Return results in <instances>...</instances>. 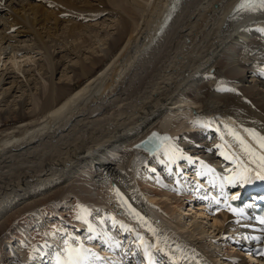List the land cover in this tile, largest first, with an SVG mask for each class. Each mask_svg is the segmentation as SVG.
<instances>
[{
  "label": "bare ground",
  "instance_id": "1",
  "mask_svg": "<svg viewBox=\"0 0 264 264\" xmlns=\"http://www.w3.org/2000/svg\"><path fill=\"white\" fill-rule=\"evenodd\" d=\"M238 1L0 0V124L21 122L0 132V229L43 201L85 207L30 258L26 241L5 243V264L119 261L100 258L96 241L131 249L129 232L160 244L123 222L159 207L175 241L207 245L225 217L208 222L199 207L181 214L175 193L208 186L211 163L229 156L246 173L264 163L244 137L264 139V9L239 10ZM83 79L59 102L67 83ZM152 130L169 138L146 158L132 145Z\"/></svg>",
  "mask_w": 264,
  "mask_h": 264
},
{
  "label": "rangeland",
  "instance_id": "2",
  "mask_svg": "<svg viewBox=\"0 0 264 264\" xmlns=\"http://www.w3.org/2000/svg\"><path fill=\"white\" fill-rule=\"evenodd\" d=\"M57 47L58 45L56 46V48ZM37 59L41 60L40 56L34 57L33 60L35 61V63L38 61ZM72 59L73 57L67 60V63H69V61ZM105 63H106V60L102 61L100 64H97L96 68L89 76L95 75L104 66ZM29 64L22 65V68L29 69ZM33 65H34V62L33 64L32 63L30 64L31 67ZM7 67L10 69L12 65L10 66L9 64ZM11 70L12 68L10 69V71ZM14 74L21 76L16 71L14 72ZM85 81L86 80L83 79V80H80L76 84L67 83L65 85L66 86L65 90H63L64 91L63 96L61 100L59 99L60 100L59 102L63 101L68 95L72 94ZM19 123L21 122L15 118L12 119V121L3 122L2 124H0V132H3L4 130L5 131L9 130L10 128L12 129L13 127L17 126ZM54 201L55 199L51 200V202L49 201L50 203L48 201L47 202L43 201L32 210H29V209H27L28 211L27 210H22V211L17 210L13 212V214L6 217V220L4 221L5 224L3 228L0 229V264H5V260L7 257L5 246H3L5 243L11 242L12 245L16 246L17 244L22 243V241H26L27 244H26V250L24 251V257L30 258L33 252L37 250L36 247L43 244L46 241L47 236H53V234L60 232V226L65 225L64 218L68 217L71 221L76 222V220L80 217V214L83 213V211L85 210V207L79 204L74 199H72L70 202L61 201L59 203L57 201L55 202ZM56 209H59V210L57 211ZM59 214H62L63 218L60 217ZM38 223H41L44 225V226H40L41 231L32 232L34 228H37ZM64 229L69 230L68 227ZM47 232L52 235L48 234ZM79 234L77 235L80 236ZM83 235L84 233L82 234V236ZM44 236H45V239H44ZM89 238L90 237H87L86 239V236L84 237V239H86L87 242ZM84 245H88V244H84Z\"/></svg>",
  "mask_w": 264,
  "mask_h": 264
},
{
  "label": "water",
  "instance_id": "3",
  "mask_svg": "<svg viewBox=\"0 0 264 264\" xmlns=\"http://www.w3.org/2000/svg\"><path fill=\"white\" fill-rule=\"evenodd\" d=\"M153 134H155V136H153ZM168 138V134L152 130L145 138L137 142L135 147L144 150L148 155H152L164 144L166 140H168Z\"/></svg>",
  "mask_w": 264,
  "mask_h": 264
},
{
  "label": "snow or ice",
  "instance_id": "4",
  "mask_svg": "<svg viewBox=\"0 0 264 264\" xmlns=\"http://www.w3.org/2000/svg\"><path fill=\"white\" fill-rule=\"evenodd\" d=\"M256 4V0H242V3L239 5L241 9H252L253 6ZM258 6L261 9H264V0H259ZM155 136V134H153ZM260 146L264 148V139L261 140ZM264 161V157L261 158ZM262 173L258 175L259 179H264V163L261 165ZM235 199V197H233Z\"/></svg>",
  "mask_w": 264,
  "mask_h": 264
}]
</instances>
